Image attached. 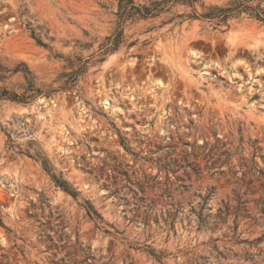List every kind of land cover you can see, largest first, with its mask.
I'll list each match as a JSON object with an SVG mask.
<instances>
[{"label":"rangeland","instance_id":"1","mask_svg":"<svg viewBox=\"0 0 264 264\" xmlns=\"http://www.w3.org/2000/svg\"><path fill=\"white\" fill-rule=\"evenodd\" d=\"M127 1L0 0V264H264V0Z\"/></svg>","mask_w":264,"mask_h":264},{"label":"trees","instance_id":"2","mask_svg":"<svg viewBox=\"0 0 264 264\" xmlns=\"http://www.w3.org/2000/svg\"><path fill=\"white\" fill-rule=\"evenodd\" d=\"M175 0H165L163 2H159L155 4V8L151 9V8H147V7H136L133 0H128L127 3L124 5H121V10H122V15L121 18L125 19L126 17H130L133 15H142V16H149V15H153L155 13H159L162 10V6L165 4H168L170 2H174ZM177 1V0H176ZM186 2L193 4L194 2H196L197 0H185ZM237 4V7L234 8H215L214 10L218 13L217 15H213V14H205L202 16H199L200 18L203 19H209V20H213V19H219L221 23H226L227 20L229 19V17L236 13V12H241L243 10L247 11L251 16H253L254 18L264 22V10H262L261 8H254L251 6H246L243 5L242 2H237L235 3V5ZM195 18H197V16H195ZM122 34L121 32H119L116 37L114 39H109V45L113 46V47H117L118 44L120 43V38H121ZM26 75H31L30 72H26ZM74 77L72 76L73 80ZM27 80V89L26 92L27 94L25 95H19L17 93L14 92H10L6 89L1 90L0 89V100H9L11 102H16L19 104H26L27 100L30 99L31 97H28V93H40L39 90H37L33 84V82L29 79ZM59 183V187H61L65 192L71 193L73 196L77 195L74 191L69 190V187L67 185V183H63V182H57ZM71 191V192H70ZM94 214L97 217H100L99 214L97 212L94 211ZM90 215H92V212L90 213Z\"/></svg>","mask_w":264,"mask_h":264},{"label":"bare ground","instance_id":"3","mask_svg":"<svg viewBox=\"0 0 264 264\" xmlns=\"http://www.w3.org/2000/svg\"><path fill=\"white\" fill-rule=\"evenodd\" d=\"M193 55H195V54L193 53ZM157 85H158L159 87H162V86H163L162 82H158Z\"/></svg>","mask_w":264,"mask_h":264}]
</instances>
